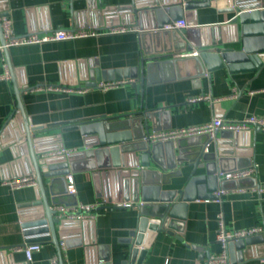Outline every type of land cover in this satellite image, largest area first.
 <instances>
[{
  "label": "crops",
  "instance_id": "obj_1",
  "mask_svg": "<svg viewBox=\"0 0 264 264\" xmlns=\"http://www.w3.org/2000/svg\"><path fill=\"white\" fill-rule=\"evenodd\" d=\"M131 3L132 0H0V20L10 17L17 36L33 32L46 34L60 28H97L98 31L96 35L76 39L10 46L11 68L6 54L0 51V75L5 73V62L11 76L9 80L0 78V136L8 132L21 133L23 120L15 122L19 110L14 83L21 91L32 132L37 136L58 135L65 150L83 149L85 138L79 129L63 128L92 119L128 118L142 109L170 108L171 128L203 124L216 116L233 120L264 116V65L258 71L215 70L200 78V86L193 83L185 67L173 66L164 75L156 73L155 81L146 84L143 92L128 79H114L125 82L106 89L99 87L100 81H111L100 78L102 72L139 66L144 57L140 32L134 28L136 17L131 9L127 10ZM226 4V0L213 1L211 6L197 11L199 27L214 26L210 38L225 37L226 30L219 26L229 25L234 15L219 12ZM184 18L187 20L188 16ZM130 20L133 22L129 23ZM116 27L128 30L111 32ZM195 50L198 48L179 54ZM200 94L210 99L187 101L189 96ZM250 130L249 146L238 147L219 131L204 149L216 151L217 159L223 154L229 167L236 165L233 159L241 160L240 164L246 166L237 169L254 167L250 177L256 178L257 184L252 185L248 180L242 187L225 189L218 199L190 201L185 219H180L183 222L180 231L174 230L173 234L146 228L137 244V259L142 255L140 251L145 250L142 264H208L210 256L222 252H226L227 259L216 264H264V193L254 190L264 184V131L256 126ZM13 137H0L4 142L0 147V264H51V259L59 256V249L52 240L38 242L41 247L30 260L23 250L17 249L33 243L27 241L31 236L24 234L23 223L30 224L28 228L37 226L35 214L42 208L37 204L40 197L35 186L13 187L6 183L24 176L36 177L29 171L32 161L28 145L26 142L17 144ZM55 141L49 139L47 144L54 145ZM239 150L241 154L237 153ZM103 170L108 173L102 175L106 196L101 197L97 196L90 171L66 175L67 178L72 176L79 204L97 203L98 206L92 212L93 218L82 220L79 228L70 229L76 234L71 236L70 245L66 239H59V244L62 241L66 244L62 249L64 264H126V260L127 264H135L131 262L128 241L136 237L131 236V232L137 229L140 213L139 203L133 199V176L112 175L111 169ZM189 170L182 178H174V182L179 183L177 186H184ZM203 171L198 169V173ZM218 180L224 181L219 176ZM45 181L50 182L49 178ZM104 201L106 203H99ZM125 202L131 205L124 206ZM220 221L227 230L260 226L262 232L241 238L246 239L244 245L239 246L235 240L223 247L217 240Z\"/></svg>",
  "mask_w": 264,
  "mask_h": 264
},
{
  "label": "water",
  "instance_id": "obj_2",
  "mask_svg": "<svg viewBox=\"0 0 264 264\" xmlns=\"http://www.w3.org/2000/svg\"><path fill=\"white\" fill-rule=\"evenodd\" d=\"M213 1L220 0H132L127 10H132L136 20L134 28L140 32L144 57L139 66L118 68L102 72L100 78L105 80L128 79L133 87L143 92L146 84H152L154 75H163L173 66L185 67L186 73L200 86V78L215 70L226 68L230 73L242 71H258L264 65V0H233L219 12H231L223 39L210 38L214 26L199 27L197 11L211 6ZM187 15V28L181 30L162 29L163 25L179 20ZM1 17V15H0ZM229 29L231 33H228ZM215 34V33H214ZM186 35V36H185ZM185 36V37H184ZM0 40L4 42L1 22ZM198 48V55L181 56L183 51ZM8 57V48L4 49ZM99 78V77H98ZM91 85V84H89ZM13 90L17 98L19 113L15 122L21 123V133L8 132L1 134V139L13 137L16 143L26 142L32 161L30 172H34L40 199L37 204L41 209L35 216L34 228L23 223L24 234L30 238L28 242L52 240L59 249L60 264H64L59 239H66L67 245L74 234L72 228L82 226L79 219H61L56 217L58 204L77 205L75 192H70L66 175L76 172L90 171L98 197L106 196L102 189L103 169H111L109 173L129 174L133 176V199L140 208L137 229L131 232L136 236L130 242L129 254L131 262L143 263V254L137 259L139 241L146 228L155 231L174 233L180 231L185 219L188 203L195 199H218V189H230L244 186L245 181L257 184L254 177L219 182L217 172H227L241 165L239 159H233L235 166H227L225 157L218 156L216 151L204 149L210 142L208 134L183 137L176 141L150 143L144 138L150 130L170 129V108L142 109L128 118L110 120L108 118L92 119L67 126L63 130L79 129L85 138L84 148L59 155H49L53 150L64 148L57 136H37L32 132L24 106L21 91L14 83ZM18 120V121H17ZM15 122H12L15 125ZM6 131V130H5ZM221 135L231 139L238 147L251 144V130H221ZM59 138V139H58ZM0 139V147L4 142ZM49 139L56 140L54 145L47 144ZM60 140V141H59ZM176 147L178 152H176ZM239 150L237 153H240ZM241 154V153H240ZM218 161H217V160ZM184 162L187 165H184ZM154 165L155 168L150 166ZM248 166V165H247ZM190 168L184 186H177L174 178H182ZM198 169H204L198 173ZM49 178V183L45 181ZM164 186H174L164 189ZM106 199V198H105ZM109 200V199H107ZM147 210V211H146ZM45 216L44 220L39 217ZM23 220L25 216H22ZM47 233V235H41ZM78 233V232H77ZM37 235L36 237H33ZM39 235V236H38ZM78 235V234H77ZM78 242L79 240L76 239ZM246 239L237 241L244 245ZM81 243V240H80ZM102 258V260L106 259ZM128 263V260L125 262Z\"/></svg>",
  "mask_w": 264,
  "mask_h": 264
},
{
  "label": "built area",
  "instance_id": "obj_3",
  "mask_svg": "<svg viewBox=\"0 0 264 264\" xmlns=\"http://www.w3.org/2000/svg\"><path fill=\"white\" fill-rule=\"evenodd\" d=\"M233 0H226L227 4L230 5ZM1 28L3 33L4 42L0 40V51H3L6 48H9L13 45L19 44H31V43H42L46 41L52 40H63V39H76L79 37L96 35L98 33L97 28H79V29H57L51 33L46 34H39V33H28L24 35L17 36L14 33L12 20L8 16H4L0 20ZM188 23L185 18L174 20L169 23L163 25L162 29L166 30H181L182 28H187ZM128 30L127 27H116L112 28L111 32H123ZM189 55H198V50L193 52H187L181 54V56H189ZM5 66V73L0 75V78H4L9 80L10 79V71L8 65L4 62ZM130 81V80H127ZM125 80H111V81H100L98 86L101 88H109L121 83H124ZM49 88H53L50 86ZM210 99L207 95H195L189 96L187 98L188 102L194 103L201 100ZM19 112V111H18ZM18 114V113H17ZM259 127L261 130L264 131V116H247L241 120H233V119H225L223 117L216 116L212 118L211 121L203 123V124H195V125H187L181 126L177 128H170V129H163V130H153L150 131L146 136L145 140L150 143L155 142H163L168 140L176 141L183 137H191L196 135L208 134L210 138H214L217 133L221 130H230V131H241V130H248L252 127ZM74 150H65V148H61L58 150H53L49 152V155H59L62 153H69ZM255 168H247V169H236L228 172H220L219 178L221 180H238L241 178L250 177ZM7 184H10L13 187H21L24 185H33L38 186V182L36 177L34 176H24L12 180H7ZM68 187L70 192H75V188L73 185L72 176H68ZM254 190H257L259 193H264V184H259L254 187ZM226 192L225 189H221L216 192L218 196H221ZM99 203H106L99 202ZM124 206H130L131 203L125 202L123 203ZM98 206L97 203L95 204H84L78 203L77 205H64L58 204L55 206L57 210L56 217L61 219H79L85 220L89 218H93V211ZM262 232V228L260 226H253L249 228L239 229V230H227L223 221H220L219 230L217 232V240L220 241L223 247L235 240H239L241 238H247L249 236H253ZM61 250L66 247L64 241L60 243ZM41 244L38 242L27 243L23 246H18V250H23L26 258L30 260L33 256V253L39 250ZM227 259L226 252H222L220 255L210 256L208 264H216L219 262H224ZM51 264H60L59 256H54L51 259ZM100 264H107V263H100Z\"/></svg>",
  "mask_w": 264,
  "mask_h": 264
}]
</instances>
